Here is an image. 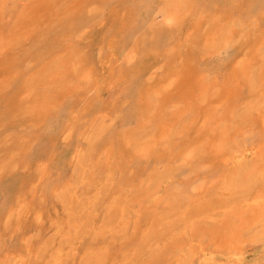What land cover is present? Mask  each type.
I'll return each mask as SVG.
<instances>
[{
	"label": "rangeland",
	"instance_id": "obj_1",
	"mask_svg": "<svg viewBox=\"0 0 264 264\" xmlns=\"http://www.w3.org/2000/svg\"><path fill=\"white\" fill-rule=\"evenodd\" d=\"M167 1L0 0V264H264V0Z\"/></svg>",
	"mask_w": 264,
	"mask_h": 264
},
{
	"label": "bare ground",
	"instance_id": "obj_2",
	"mask_svg": "<svg viewBox=\"0 0 264 264\" xmlns=\"http://www.w3.org/2000/svg\"><path fill=\"white\" fill-rule=\"evenodd\" d=\"M188 1L189 0H171V1H167V3H166V8H165V6H164V9L161 11L162 12V14H163V21H165V19H167V20H169V21H178V20H180V19H183L184 17H182V14L180 13V10H182V9H180V8H183L184 6H188L189 5V3H188ZM160 28H163V27H161V26H158V27H156L155 29H154V31L155 32H159V30H160ZM209 33V32H208ZM207 36V35H206ZM209 42H210V38L211 37H205ZM4 40V39H3ZM9 42V41H8ZM206 44H209V43H206ZM194 46H196V45H194ZM210 46H208V48H209ZM206 49V48H205ZM194 48L192 47V51L194 52ZM135 56H133V58H134ZM173 57V56H172ZM190 67V66H189ZM183 71L184 70H182V71H176V74H174V73H170L169 74V77H168V79H167V84H169V85H173L174 83L175 84H177V83H185L186 82V84H187V86L189 87V89L191 88H194V87H199V89L201 90V91H204V87H206L207 85H203V83H202V85H199V82H198V85L197 84H195V83H192L193 81H190V78H188L184 73H183ZM239 72V71H238ZM186 73V72H185ZM235 73V72H234ZM235 74H237V73H235ZM237 75H235V77H236ZM162 81V80H161ZM204 82V81H203ZM231 85V83H227V85L226 86H228V88H231V87H234V86H230ZM203 87V88H202ZM190 89V90H191ZM160 91V90H159ZM260 125H261V127H263L264 128V114L263 115H261L260 117ZM258 118V119H259ZM255 125V124H254ZM222 136V135H221ZM217 139L218 140H220V138L219 137H217ZM207 144H208V142H207ZM214 145H215V141H213L212 143H211V147H213V148H210L209 150H208V152L207 153H209L210 154V156L213 158V159H218V158H223V157H226L225 156V153H223L224 151H219V149L218 148H216V147H214ZM252 187V186H251ZM246 188V187H245ZM244 188V189H245ZM247 192V191H246ZM245 192V193H246ZM251 192V191H250ZM197 207V206H196ZM199 211V210H198ZM218 243H217V247H218V249H223V248H225V247H227V246H229V245H232L231 244V239H225V240H222V241H217ZM239 250V249H238ZM209 259H213V258H209ZM207 262H208V259H207Z\"/></svg>",
	"mask_w": 264,
	"mask_h": 264
}]
</instances>
